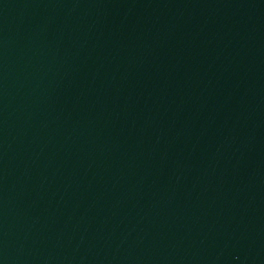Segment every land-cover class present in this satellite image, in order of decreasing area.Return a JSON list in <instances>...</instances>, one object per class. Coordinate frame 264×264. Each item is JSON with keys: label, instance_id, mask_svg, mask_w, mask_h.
Listing matches in <instances>:
<instances>
[{"label": "water", "instance_id": "obj_1", "mask_svg": "<svg viewBox=\"0 0 264 264\" xmlns=\"http://www.w3.org/2000/svg\"><path fill=\"white\" fill-rule=\"evenodd\" d=\"M0 264H264V0H0Z\"/></svg>", "mask_w": 264, "mask_h": 264}]
</instances>
